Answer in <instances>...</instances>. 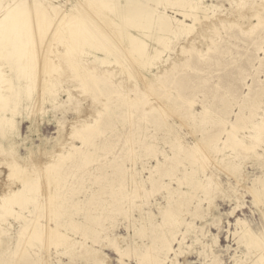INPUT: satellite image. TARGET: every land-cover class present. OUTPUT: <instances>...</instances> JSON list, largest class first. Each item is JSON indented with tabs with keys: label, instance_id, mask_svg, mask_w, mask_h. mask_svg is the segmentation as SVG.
<instances>
[{
	"label": "rangeland",
	"instance_id": "1",
	"mask_svg": "<svg viewBox=\"0 0 264 264\" xmlns=\"http://www.w3.org/2000/svg\"><path fill=\"white\" fill-rule=\"evenodd\" d=\"M202 2L207 17L189 34L167 47L145 37L148 52H162L150 67L56 59L64 73L43 101L38 57L32 104L12 82L17 107H0L10 118L0 124V192L26 171L37 184L33 199L1 209L0 264H119L116 244L127 264H139V252L160 261L158 236L173 238L178 264H264V243L247 247L235 233L240 219L264 235V198L252 193L264 183V0ZM174 10L165 13L192 24ZM44 31L30 40L40 56ZM17 157L7 176L5 161ZM31 216L55 225L53 235L47 226L35 238L27 225L20 231Z\"/></svg>",
	"mask_w": 264,
	"mask_h": 264
},
{
	"label": "bare ground",
	"instance_id": "2",
	"mask_svg": "<svg viewBox=\"0 0 264 264\" xmlns=\"http://www.w3.org/2000/svg\"><path fill=\"white\" fill-rule=\"evenodd\" d=\"M145 5L149 6V8L147 9ZM168 6L171 9H176L174 10L175 14H180L184 18H190L192 24H186L176 19V15L174 14L167 15L165 10ZM208 7L202 0H66L65 6L60 3L54 4L50 0H0V58H3L4 62L6 61L9 64V67L13 71L12 75H2L1 71L3 70L2 65H0V107L5 108L8 103H12L13 106L8 107L7 110L10 112L15 111L17 102L13 100L17 93L15 86L12 85L14 80H21L22 90L27 95L25 97L29 99L28 103L32 104L35 96L29 95L34 91L36 81L33 80L36 67V65L35 67L33 65V60H36L38 57L42 59V63L39 61L41 63L39 69L43 73L41 72L42 78H39L42 81L41 86L38 84L41 89L39 88L40 91L37 92L40 93L36 95L40 94V98H44L43 101L48 97L51 98L52 93L58 87L53 79L54 74L59 73V75H62L64 73L62 63H56L58 61L56 59L68 61L71 60L70 58L73 60L77 56H91L89 57L91 61L100 65L116 64L119 66L128 65L127 67H129V62L132 60L141 64L147 63L150 67L152 61H155L162 52L157 48L148 52V44L145 37L153 39L155 42L167 47L171 40L179 36V34H189L193 30L195 22L200 21L201 14L207 17L206 11L209 9ZM22 13H26V15ZM51 13L54 15H51ZM45 22H48V26L44 27L43 25L42 28L41 24ZM173 23H176V27H174ZM37 28L38 30H45L43 35H40L41 39L38 42L39 47L44 41L41 56L37 53L39 51H34L35 48L36 50L38 49L37 45H35L34 49L32 48L33 50L30 49L34 44L33 40L32 42L30 41L31 36L35 34L34 31ZM135 28L141 31L139 36L133 32ZM68 65L70 66V64ZM147 72H141L142 77H140L146 78L150 72L152 73L150 69ZM6 81H9L10 84L7 87H3ZM4 90H7V93ZM8 118L4 116V113L0 112V124L8 120ZM233 129H224L223 131L231 135L234 133ZM21 160H23L21 157H17L12 162L5 161L10 171H8L7 176L14 175L12 170L20 167L18 164ZM52 163V161L48 162L46 168L48 169ZM32 174L28 171L20 173L16 175L19 182L16 186L8 183L7 186L3 187L2 192H0V213H3L1 209L4 212L12 211L10 205L13 203H20L22 205L25 201L34 198L37 177L35 178ZM253 190L252 193L254 196L256 195V199L264 198V183L258 185ZM27 221L29 224L24 223L21 225L20 231L24 230V227L27 225L26 231H29L28 235L31 234L32 236L33 234V237L34 235L38 236L43 228L45 230L48 224L43 225L32 216ZM236 225L240 229L235 231V233H239L237 243L244 244L247 247L263 245V232L257 233L245 221L240 219L236 220ZM53 226H47V229L51 230V236L53 235L51 234L52 230L56 229V226ZM172 241L173 238L167 241V239L158 236L155 246L159 251L165 249L163 258L159 261V258H156L154 254L139 252L138 263L157 264L159 262V264H165V261H167L166 264H178L177 257L181 252L177 251L180 250L179 247L176 250L172 248ZM114 250L120 256L118 259L119 264H127V262L123 261L125 255L117 244L114 245ZM169 253L173 256L169 257ZM93 261L96 264H103L102 259L97 258ZM87 263L86 261L85 264Z\"/></svg>",
	"mask_w": 264,
	"mask_h": 264
}]
</instances>
